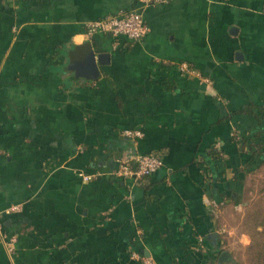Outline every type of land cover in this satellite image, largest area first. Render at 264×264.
Masks as SVG:
<instances>
[{
  "label": "crops",
  "instance_id": "crops-1",
  "mask_svg": "<svg viewBox=\"0 0 264 264\" xmlns=\"http://www.w3.org/2000/svg\"><path fill=\"white\" fill-rule=\"evenodd\" d=\"M132 11L141 39L88 34ZM87 42L95 79L71 67ZM263 161L264 0H0V264H219L221 208Z\"/></svg>",
  "mask_w": 264,
  "mask_h": 264
},
{
  "label": "rangeland",
  "instance_id": "rangeland-1",
  "mask_svg": "<svg viewBox=\"0 0 264 264\" xmlns=\"http://www.w3.org/2000/svg\"><path fill=\"white\" fill-rule=\"evenodd\" d=\"M246 186L240 204L221 208L220 248L232 258L219 264H264V167L249 175Z\"/></svg>",
  "mask_w": 264,
  "mask_h": 264
},
{
  "label": "built area",
  "instance_id": "built-area-1",
  "mask_svg": "<svg viewBox=\"0 0 264 264\" xmlns=\"http://www.w3.org/2000/svg\"><path fill=\"white\" fill-rule=\"evenodd\" d=\"M141 1L143 4L148 6L155 3L165 2L167 0ZM87 31L89 35H93L97 32H104L113 36L123 35L133 40H139L149 31V26L142 13L132 11L90 21L87 24ZM125 135L133 137L142 136L143 134L139 130H126ZM163 164L164 160L161 153H139L132 161L121 160L116 173L119 176L132 178L135 181L140 182L144 178L152 175ZM93 177V175H83L85 180H91ZM15 242V236L5 239L6 249L8 252L12 253L14 251ZM132 257L135 259H141L142 264H155L151 257L142 258L137 251L132 252Z\"/></svg>",
  "mask_w": 264,
  "mask_h": 264
},
{
  "label": "water",
  "instance_id": "water-1",
  "mask_svg": "<svg viewBox=\"0 0 264 264\" xmlns=\"http://www.w3.org/2000/svg\"><path fill=\"white\" fill-rule=\"evenodd\" d=\"M96 55L92 44L90 42L85 43L83 46L76 48L71 54L72 68L83 71L85 76L95 79L100 74L99 63L102 61L101 56ZM106 57V56H105ZM232 258V254L228 250H223L219 255V262H229Z\"/></svg>",
  "mask_w": 264,
  "mask_h": 264
},
{
  "label": "trees",
  "instance_id": "trees-1",
  "mask_svg": "<svg viewBox=\"0 0 264 264\" xmlns=\"http://www.w3.org/2000/svg\"><path fill=\"white\" fill-rule=\"evenodd\" d=\"M261 163H264V161L263 162H261ZM259 165H260V163L259 164H257V166L256 167H259ZM253 169H256V168H253ZM253 169H248V171H252ZM237 180H238V183H239V186H238V188H236V189H234V190H232V193L230 194L231 196V199H232V201L235 203V204H240L241 203V200H242V192H243V179H240V178H236Z\"/></svg>",
  "mask_w": 264,
  "mask_h": 264
}]
</instances>
